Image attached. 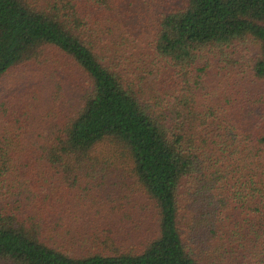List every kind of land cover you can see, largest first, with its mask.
<instances>
[{"label": "trees", "instance_id": "16d2710c", "mask_svg": "<svg viewBox=\"0 0 264 264\" xmlns=\"http://www.w3.org/2000/svg\"><path fill=\"white\" fill-rule=\"evenodd\" d=\"M249 42L264 0H0V264H264L261 98H202Z\"/></svg>", "mask_w": 264, "mask_h": 264}, {"label": "rangeland", "instance_id": "374dc122", "mask_svg": "<svg viewBox=\"0 0 264 264\" xmlns=\"http://www.w3.org/2000/svg\"><path fill=\"white\" fill-rule=\"evenodd\" d=\"M246 50L239 51L237 54V58L240 60L239 65H235L233 69H228V67L223 68V64L220 63V67H215L208 73L207 78H204L205 84H206V90H208L207 94H202V98L208 99L210 96H215V98H219L221 94H228L230 92H234L235 89L242 88L243 85L249 87L252 91L256 92L258 94V97L261 98L260 103H255L254 107L258 113H261L264 110V79L258 78L255 76V65L260 59V49L258 45H255L253 43H250L246 46ZM59 81L62 83L65 81H69L70 84L72 82H75L79 79L77 77L75 72H64L62 73L58 78ZM241 79H244V83L240 81ZM239 81V82H238ZM64 83V85H65ZM242 83V84H241ZM241 84V85H239ZM239 85V86H238ZM78 91L73 88L67 89V92L65 93V97L67 98L69 104L71 106L76 105L78 100ZM78 96V97H77ZM261 107L262 109H260ZM52 116L48 114V111L45 109H38L36 117L34 115L33 123L35 124L32 127V134L41 132L44 133L46 131V135H48L51 132L53 121H51ZM31 134V135H32ZM106 150L105 153L110 154V156H114L115 160L119 162V171L114 172V174L111 172L105 180H99V183H105L106 182V189L116 191L115 193H120L122 196V192H119L115 189L119 185V181L122 178V182L125 183V180L128 181L130 184L136 185L134 178L132 176V173L130 170H128L129 165L126 164V160L129 158L127 157V154L123 151V149L118 145H101L100 151ZM113 160V159H112ZM114 161V160H113ZM128 170V171H127ZM127 171V172H126ZM125 177V180H124ZM97 184V182H96ZM125 188V187H121ZM138 191V195L134 194V198L138 197H146L145 195H140V190L135 187ZM120 189V188H119ZM118 189V190H119ZM100 193L101 187L97 189ZM114 193V194H115ZM147 198V197H146ZM94 196L91 197V200H87L86 204L91 206H96L98 208V204L94 200Z\"/></svg>", "mask_w": 264, "mask_h": 264}]
</instances>
